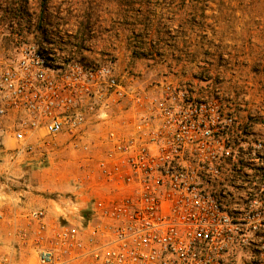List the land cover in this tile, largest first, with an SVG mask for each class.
Returning <instances> with one entry per match:
<instances>
[{
	"label": "built area",
	"instance_id": "2783aa9c",
	"mask_svg": "<svg viewBox=\"0 0 264 264\" xmlns=\"http://www.w3.org/2000/svg\"><path fill=\"white\" fill-rule=\"evenodd\" d=\"M70 3L38 19L0 74V125L16 143L6 181L25 155L61 146L82 154L81 175L31 209L18 192L7 208L4 181L13 240L0 264H264V100L220 77L126 85L112 55L90 57L97 29L80 31Z\"/></svg>",
	"mask_w": 264,
	"mask_h": 264
},
{
	"label": "rangeland",
	"instance_id": "374dc122",
	"mask_svg": "<svg viewBox=\"0 0 264 264\" xmlns=\"http://www.w3.org/2000/svg\"><path fill=\"white\" fill-rule=\"evenodd\" d=\"M67 2L83 17V32L89 23L96 28V10L102 8L107 22L103 56H113L116 74L126 85L149 89L162 82L210 80L212 68L221 66L225 72L235 67L240 74L239 66L244 63L250 71L261 70L263 74L256 71L257 76H264V0H0V74L15 59L38 19H53L50 13H58ZM147 24H153L160 39L139 43L138 29ZM50 29L59 33L57 27ZM223 72L215 79L220 77V82L231 85ZM258 91L255 96L262 98L264 87ZM6 125H0V186L9 182L11 191H26L39 199L71 192L81 175L77 163L82 154L65 146L47 149L48 154L25 155L5 180L7 155L16 146ZM81 197L87 199L89 193ZM17 260L22 264L33 261L25 253Z\"/></svg>",
	"mask_w": 264,
	"mask_h": 264
},
{
	"label": "crops",
	"instance_id": "0c3cea01",
	"mask_svg": "<svg viewBox=\"0 0 264 264\" xmlns=\"http://www.w3.org/2000/svg\"><path fill=\"white\" fill-rule=\"evenodd\" d=\"M122 5H124V4H122ZM100 7H102V6H100ZM102 14H103L102 8L100 10H96V18H98V20L100 22L98 21L97 26H96L98 36H97L96 43H95L96 46L94 49V53L90 56L92 58L102 57L103 54L107 51V48H105V44L103 43L104 42L103 38L105 37V34L107 33L106 31H104V28L106 27L107 22L105 20H103ZM175 17L176 16L171 17V18L175 19ZM187 24H190V22H187ZM153 27H154L153 24H150V25L147 24V25L143 26L142 29H138L139 31H141L138 34L140 36L139 40H138L139 43L143 42V41H141V39H146L148 41H155V40L160 39L159 35H161V34H159V32H155ZM81 28L82 27H80V31H82ZM163 35L164 34H162V36ZM186 35H184V36H186ZM114 36L115 35H113V38H115ZM31 37H32V35L30 34L29 38H31ZM116 37L118 38V36H116ZM211 63H214V61L212 60ZM245 64L246 63L239 66V69L240 68L242 69V71H240V74H238V72L235 71L236 68L233 65H231L232 67H234L233 69H225V72L221 71L223 69V68H221V66L217 67V68H212L214 70L212 72H214V73L211 74L210 81L211 82H217V80L215 79L216 74L218 75L220 72H223L226 75L225 76L226 80L231 79V81L229 83L231 85L228 86L229 88L224 86V88H227L226 90H231L233 92H234V90H237L236 91L237 94H240L243 92H249L251 94V98L253 100L254 99H255V101L264 100V98H263L264 96H262V98H257L255 96V94L257 92H259L258 89H260L261 87H264V76H260V75L257 76L256 71L260 72V74H263V73L261 72V70L259 71L258 69L255 71H250V67L245 66ZM226 72H232L233 75L227 76L228 73H226ZM207 81H209V79ZM220 81H221V79H220ZM195 82H197V81H195ZM198 83H201V81H199ZM246 90H248V91H246ZM255 90L257 92H255ZM262 92H264V91H262ZM16 169H14V170H16ZM14 170H13V172H14ZM18 194L23 196L21 204L23 205V207H25L27 209L38 208V207H43V206L48 207L49 206L48 199H46V198L45 199H39L38 197L34 198L30 195L29 192H26V191H18ZM18 202H19V199H18V196L16 193V195H13L12 201H6L7 208L9 207V208H12L14 210H18L20 207ZM13 206H15V207H13ZM1 208H2V206L0 203V209ZM3 209H6V207H3ZM1 230H3V231H1ZM11 231H12V228L10 226H8L7 224H4V223L0 224V246H1L0 248H3L2 246L9 244L13 240V238L9 237V235H8V234H11Z\"/></svg>",
	"mask_w": 264,
	"mask_h": 264
},
{
	"label": "trees",
	"instance_id": "16d2710c",
	"mask_svg": "<svg viewBox=\"0 0 264 264\" xmlns=\"http://www.w3.org/2000/svg\"><path fill=\"white\" fill-rule=\"evenodd\" d=\"M151 48H153V47L151 46Z\"/></svg>",
	"mask_w": 264,
	"mask_h": 264
}]
</instances>
